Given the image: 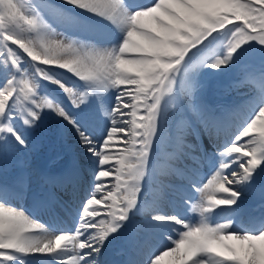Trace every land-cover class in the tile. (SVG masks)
<instances>
[{"label":"snow or ice","instance_id":"1","mask_svg":"<svg viewBox=\"0 0 264 264\" xmlns=\"http://www.w3.org/2000/svg\"><path fill=\"white\" fill-rule=\"evenodd\" d=\"M0 264H264V0H0Z\"/></svg>","mask_w":264,"mask_h":264},{"label":"rangeland","instance_id":"2","mask_svg":"<svg viewBox=\"0 0 264 264\" xmlns=\"http://www.w3.org/2000/svg\"><path fill=\"white\" fill-rule=\"evenodd\" d=\"M51 155H52V150L47 146H43L41 150L34 156V163L37 166H39V162L45 165L47 163L46 157L48 158ZM115 258L119 260L121 259V256L117 255Z\"/></svg>","mask_w":264,"mask_h":264},{"label":"bare ground","instance_id":"3","mask_svg":"<svg viewBox=\"0 0 264 264\" xmlns=\"http://www.w3.org/2000/svg\"><path fill=\"white\" fill-rule=\"evenodd\" d=\"M46 160H47V162H48L49 157H48V158L46 157ZM39 165L43 166V164H42L41 162H39ZM44 166H45V165H44Z\"/></svg>","mask_w":264,"mask_h":264}]
</instances>
